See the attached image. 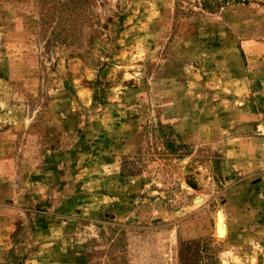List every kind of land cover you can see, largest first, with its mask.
Here are the masks:
<instances>
[{"label":"rangeland","instance_id":"rangeland-1","mask_svg":"<svg viewBox=\"0 0 264 264\" xmlns=\"http://www.w3.org/2000/svg\"><path fill=\"white\" fill-rule=\"evenodd\" d=\"M0 264H264V0H0Z\"/></svg>","mask_w":264,"mask_h":264},{"label":"trees","instance_id":"trees-1","mask_svg":"<svg viewBox=\"0 0 264 264\" xmlns=\"http://www.w3.org/2000/svg\"><path fill=\"white\" fill-rule=\"evenodd\" d=\"M203 6L207 10H214L222 4H226L229 0H202Z\"/></svg>","mask_w":264,"mask_h":264}]
</instances>
